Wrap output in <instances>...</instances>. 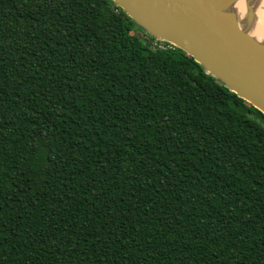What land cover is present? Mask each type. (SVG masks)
<instances>
[{
	"label": "trees",
	"instance_id": "16d2710c",
	"mask_svg": "<svg viewBox=\"0 0 264 264\" xmlns=\"http://www.w3.org/2000/svg\"><path fill=\"white\" fill-rule=\"evenodd\" d=\"M154 39L0 0V264H264V114Z\"/></svg>",
	"mask_w": 264,
	"mask_h": 264
},
{
	"label": "water",
	"instance_id": "95a60500",
	"mask_svg": "<svg viewBox=\"0 0 264 264\" xmlns=\"http://www.w3.org/2000/svg\"><path fill=\"white\" fill-rule=\"evenodd\" d=\"M111 1L264 114V38L254 31L261 0Z\"/></svg>",
	"mask_w": 264,
	"mask_h": 264
},
{
	"label": "bare ground",
	"instance_id": "6f19581e",
	"mask_svg": "<svg viewBox=\"0 0 264 264\" xmlns=\"http://www.w3.org/2000/svg\"><path fill=\"white\" fill-rule=\"evenodd\" d=\"M256 16L255 35L259 38H264V0H261Z\"/></svg>",
	"mask_w": 264,
	"mask_h": 264
},
{
	"label": "built area",
	"instance_id": "2783aa9c",
	"mask_svg": "<svg viewBox=\"0 0 264 264\" xmlns=\"http://www.w3.org/2000/svg\"><path fill=\"white\" fill-rule=\"evenodd\" d=\"M157 41L154 42V45L159 47V48H162V49H165V48H173V47H176L174 46L172 43H169V42H166V41H163V40H159V39H156Z\"/></svg>",
	"mask_w": 264,
	"mask_h": 264
},
{
	"label": "rangeland",
	"instance_id": "374dc122",
	"mask_svg": "<svg viewBox=\"0 0 264 264\" xmlns=\"http://www.w3.org/2000/svg\"><path fill=\"white\" fill-rule=\"evenodd\" d=\"M139 30V29H138ZM135 30V33H138V35H143V33L139 30ZM144 36V35H143ZM157 40L156 39H154V41H153V45H154V42H156Z\"/></svg>",
	"mask_w": 264,
	"mask_h": 264
}]
</instances>
